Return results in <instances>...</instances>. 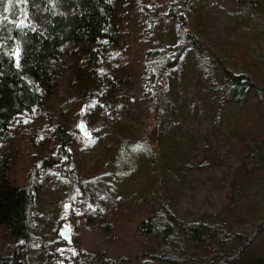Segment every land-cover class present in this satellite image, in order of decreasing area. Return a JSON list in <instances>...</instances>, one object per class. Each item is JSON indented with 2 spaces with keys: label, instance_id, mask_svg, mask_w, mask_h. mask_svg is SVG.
Wrapping results in <instances>:
<instances>
[{
  "label": "rangeland",
  "instance_id": "rangeland-1",
  "mask_svg": "<svg viewBox=\"0 0 264 264\" xmlns=\"http://www.w3.org/2000/svg\"><path fill=\"white\" fill-rule=\"evenodd\" d=\"M112 1L117 44H106L100 72L111 77L123 65L133 72L132 87L108 101L104 90L80 101L69 93L73 64L65 54L63 80L45 104L0 140L14 182L35 191L25 264H171L154 258L159 243L139 231L140 221L165 204L186 223L214 222L220 214L227 233L253 236L244 251L224 245L239 250L228 264H264V168L252 169L258 160L251 151L253 137L264 140V106L253 112L264 101L257 87L264 86V0ZM178 45L184 48L174 69L158 68L152 58L148 65V51L171 58ZM202 56L217 66H204ZM221 59L250 79L246 103L225 101ZM243 110L247 127L236 116ZM58 125L73 133L61 152L53 137ZM48 155L60 162L47 166ZM62 225L71 228V243ZM20 244L0 230V252ZM217 248L189 241L185 264H217Z\"/></svg>",
  "mask_w": 264,
  "mask_h": 264
},
{
  "label": "trees",
  "instance_id": "trees-1",
  "mask_svg": "<svg viewBox=\"0 0 264 264\" xmlns=\"http://www.w3.org/2000/svg\"><path fill=\"white\" fill-rule=\"evenodd\" d=\"M255 2L250 1L252 6H255ZM172 15L177 20L184 18L183 15ZM116 21L117 12L112 0H0V140L9 136L19 117L31 115L45 104L63 80L65 54L73 64L69 93L77 94L80 101L98 99L102 90L103 96H109H102V99L108 101V98L114 99L124 89L132 87L133 72L126 71L123 65L111 77L103 76L100 72L106 44H117ZM195 37L198 51L203 53V47ZM176 47L171 58L164 51H148V65L152 66V60H155L158 68L165 66V70L174 69L184 46ZM202 57H199V61L204 66H217L215 59ZM214 57L219 58L216 54ZM220 65L224 67L228 87L225 101L236 105L246 103L253 88L248 76L234 73L223 61ZM257 87L264 88L263 85ZM259 101L254 113L264 106V101ZM246 113L243 110L236 116L247 127ZM261 130L264 136V127ZM238 132V129H234L231 135ZM257 136L252 138L251 151L258 162L252 169L261 170L264 168V140H259ZM53 137L61 152L72 143L73 133L58 125L53 130ZM44 162L53 167L60 161L48 155ZM34 201V187L31 184L20 186L14 182L10 175V158L0 152V230L5 231L9 238L22 242L12 253L0 252V264H25L21 248H30L34 242ZM222 220L221 215L217 214L214 222L186 223L165 204L140 221L139 231L159 243L161 252L154 258L171 264H185L191 260L187 252L190 241L205 247L219 245L222 253L217 248V264H228L239 256V250L226 249L224 245L231 242L244 251L253 236L243 241L244 233H227V225Z\"/></svg>",
  "mask_w": 264,
  "mask_h": 264
},
{
  "label": "water",
  "instance_id": "water-1",
  "mask_svg": "<svg viewBox=\"0 0 264 264\" xmlns=\"http://www.w3.org/2000/svg\"><path fill=\"white\" fill-rule=\"evenodd\" d=\"M70 233H71V228L68 227L67 225H63L60 229V234L65 239L68 243H71V238H70Z\"/></svg>",
  "mask_w": 264,
  "mask_h": 264
},
{
  "label": "snow or ice",
  "instance_id": "snow-or-ice-1",
  "mask_svg": "<svg viewBox=\"0 0 264 264\" xmlns=\"http://www.w3.org/2000/svg\"><path fill=\"white\" fill-rule=\"evenodd\" d=\"M17 2H19V0H17ZM139 147V146H138Z\"/></svg>",
  "mask_w": 264,
  "mask_h": 264
}]
</instances>
